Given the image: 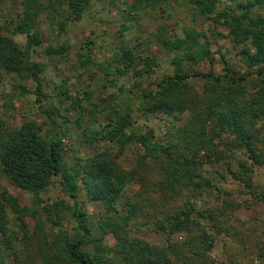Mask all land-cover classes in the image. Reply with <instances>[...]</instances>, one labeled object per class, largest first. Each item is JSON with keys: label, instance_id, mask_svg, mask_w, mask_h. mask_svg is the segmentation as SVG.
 Returning a JSON list of instances; mask_svg holds the SVG:
<instances>
[{"label": "trees", "instance_id": "1", "mask_svg": "<svg viewBox=\"0 0 264 264\" xmlns=\"http://www.w3.org/2000/svg\"><path fill=\"white\" fill-rule=\"evenodd\" d=\"M19 1L21 13L11 26L0 24V74L18 79L16 88L34 95L39 115L26 116L13 128L0 121V173L10 185L32 196L30 206H21L7 190L0 193V264H9V259L17 264H241L233 252L223 261L208 254L218 236L225 238V244H236L243 254L252 243V264H264V222L256 219L261 221L258 235L238 231L235 223L242 227L245 223L235 220L233 212L243 205L215 203L225 193L220 185L228 177L264 207V183H254L258 168L264 167V0H185L193 18L209 23L210 36L194 27L182 28L181 35L171 37L163 32L157 41L170 55L172 74L135 98L130 89L120 90L126 97L122 102L97 104L90 102L89 92L80 98L65 80L44 87L39 78L44 65L29 57L41 44L35 29L41 16L65 34L94 0ZM159 1L132 0L121 10L122 17L128 20L134 12L154 10ZM219 28L227 34H220ZM15 35L25 37L24 46L14 41ZM221 38L240 46L244 69L234 71L224 61L221 74L212 68L195 70L204 62L214 64L210 47ZM45 51L61 56L66 48ZM76 56L83 73L93 69L94 62L82 47ZM96 67L101 72L100 89L112 88L117 77H130L132 87H138L137 79L150 74L157 63L141 54L138 46H122L107 66ZM29 80L35 84L32 91L26 86ZM63 111L78 114L75 124L81 146L102 144L70 165L64 159L68 119ZM150 114H160L165 122L163 137L138 125ZM84 117L88 124L82 127ZM132 143L139 153L135 164L124 169L117 156ZM113 148L115 156L110 152ZM53 180L66 201L45 204L40 195ZM153 181L155 201L148 192ZM130 184L139 186L132 199L126 194ZM85 201L103 205L97 220L86 211ZM8 211L15 216L17 230L8 227ZM66 219L72 224L70 230L63 228ZM138 226L163 234L166 243L157 246L130 236L129 229ZM105 236L113 239L111 246L105 244Z\"/></svg>", "mask_w": 264, "mask_h": 264}, {"label": "rangeland", "instance_id": "2", "mask_svg": "<svg viewBox=\"0 0 264 264\" xmlns=\"http://www.w3.org/2000/svg\"><path fill=\"white\" fill-rule=\"evenodd\" d=\"M44 1L47 2L48 0ZM131 2L132 0H94L87 8L81 21L69 24L65 34H59L58 30L52 29L45 17L41 16L35 27L40 35L41 44L32 49L29 57L33 62L44 65V73L39 76L43 86H52V84H58L60 81L65 80L69 83L71 90L79 91L80 98H83V93L89 92L92 96L90 101L92 104L109 101L120 103L126 97L118 91L121 90V92L126 93L130 89L132 91L131 95L135 98L141 90L148 88V86H154L160 78L172 74L173 67L170 63V55L164 52L157 41V37L162 35L163 32H165L163 34L165 37H171L181 35L182 28L194 27L203 30L210 36L207 33L211 29L209 23L199 17L193 18L185 0H160L154 10L145 8L134 12L128 20H124L122 15L125 14L121 10L127 8ZM20 13L21 5L19 0H0V24L4 27H10L12 21ZM217 31L223 35L227 34V31L222 28ZM13 39L20 47L24 46L26 39L23 35H15ZM87 41H91L92 45H85ZM60 46L66 48L63 55L46 54L45 50L47 47L57 49ZM122 46H128L130 49L133 46H138L141 54L154 58L157 67H153L150 74L143 75L137 79L138 87H132L134 80L130 77H117L116 79L113 78V80L115 79V85L112 88L100 89L101 72L96 65L104 64V66H107L109 57ZM80 47L94 62V67L91 71L83 73L79 69L76 52ZM210 48L214 64L210 66L207 62H204L196 66L195 70L208 72L212 68L216 74H221L224 72V61L228 62L234 71L241 72L244 69L239 61L238 51L240 46L232 44L227 38H221L212 44ZM105 72L108 74L112 73L109 69ZM18 83V79L13 76L0 74V121L6 128H13L22 124L26 116L36 118L39 115L34 95L29 92L21 93L16 88ZM193 83L195 87L200 86L196 82ZM26 86L29 91H32L35 84L29 80L26 82ZM9 106H12V108ZM62 114L65 119H68L66 125L67 138L64 140V159L70 165L76 157L92 155L102 144L99 143L94 147L81 146L79 144L80 130L77 129L75 124L78 114L73 111H63ZM59 122H61V119H59ZM164 123L160 114H150L146 119L138 120L140 127L144 130L152 128L159 137H163L161 133ZM87 124L88 119L84 117L81 120V125L84 127ZM110 152L112 156H115L117 150L113 148ZM138 153L139 150L136 144L127 145L122 155L117 156V163L120 167L127 169L135 164V158ZM154 183V181L149 183L148 192H152L150 194H153V190L157 188ZM254 183H264V167L258 168ZM220 189L227 194L224 193L215 202L216 204L223 200L228 203L243 205V207L233 212L235 220L245 223L244 227L235 223L238 231L247 230L251 235L254 233L260 234L259 226L261 221L264 222V207L262 204L244 194L238 184L228 177L222 182ZM3 190H7L10 194L17 197L21 206L31 205L32 196L10 185L0 173V193ZM138 190V185L130 184L126 194L132 199ZM156 196H153V201L156 200ZM40 198L45 204H51L59 199L66 201L57 180H53L51 185L41 193ZM85 209L89 214H94V220H97V216L104 211L102 204L92 201H85ZM7 218L9 229L17 230L15 216L12 212H7ZM256 219L261 221L257 222ZM28 223L30 227L33 225L30 220ZM203 223L206 224L210 232L209 223L206 221H203ZM62 224L63 228L67 230H70L72 225L68 219L63 220ZM57 231L58 229L48 228V232L57 233ZM129 235L157 246L166 243V237L163 234H157L142 226L130 228ZM183 238V235L179 236V240ZM261 239L264 242V235ZM104 242L111 246L113 239L110 236H105ZM224 244L225 238L223 236L216 237L215 246L208 254L216 260L223 261L227 253L233 252L237 254L235 258L241 264H252L255 252L252 243H250L249 250L245 254L237 252L238 246L236 244L229 242ZM8 261L9 264H17L13 259Z\"/></svg>", "mask_w": 264, "mask_h": 264}]
</instances>
